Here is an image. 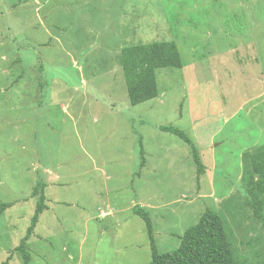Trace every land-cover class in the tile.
<instances>
[{
    "label": "rangeland",
    "instance_id": "obj_1",
    "mask_svg": "<svg viewBox=\"0 0 264 264\" xmlns=\"http://www.w3.org/2000/svg\"><path fill=\"white\" fill-rule=\"evenodd\" d=\"M164 40L182 67L133 105L120 50ZM263 147L264 0H0V263L22 264L42 181L30 264H148L134 205L160 253L211 211L235 261L264 264Z\"/></svg>",
    "mask_w": 264,
    "mask_h": 264
},
{
    "label": "trees",
    "instance_id": "obj_2",
    "mask_svg": "<svg viewBox=\"0 0 264 264\" xmlns=\"http://www.w3.org/2000/svg\"><path fill=\"white\" fill-rule=\"evenodd\" d=\"M120 57L127 96L133 105L158 95L156 81L158 68L182 67L180 53L174 41H152L124 46L121 48ZM159 129L178 136L190 145L193 159L200 167L192 141L185 132L167 125L160 126ZM257 159L259 160L253 165L254 172L264 175V147L258 151ZM45 186L46 184L40 181L32 191L33 197L37 198L35 209L24 236L15 247V250L21 254L22 264H30L26 242L33 234L40 213L47 208ZM11 204L12 202H0V213ZM132 212L145 223L151 250V260L148 264H238L233 257L231 243L222 220L214 212H204L195 225L184 231L180 237L179 246L173 251L163 253L158 252L156 248L149 211L139 205H134ZM9 259L10 256L0 264H6Z\"/></svg>",
    "mask_w": 264,
    "mask_h": 264
},
{
    "label": "crops",
    "instance_id": "obj_3",
    "mask_svg": "<svg viewBox=\"0 0 264 264\" xmlns=\"http://www.w3.org/2000/svg\"><path fill=\"white\" fill-rule=\"evenodd\" d=\"M121 51V50H120ZM65 110V109H64Z\"/></svg>",
    "mask_w": 264,
    "mask_h": 264
}]
</instances>
